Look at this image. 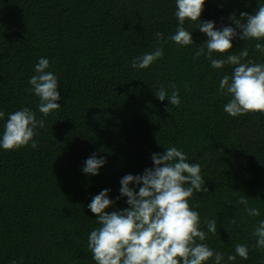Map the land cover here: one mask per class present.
Wrapping results in <instances>:
<instances>
[{
	"label": "trees",
	"instance_id": "16d2710c",
	"mask_svg": "<svg viewBox=\"0 0 264 264\" xmlns=\"http://www.w3.org/2000/svg\"><path fill=\"white\" fill-rule=\"evenodd\" d=\"M260 5L264 0H205L200 21L235 27L233 15L255 14ZM175 11L176 0H0V138L9 115L24 107L45 121L33 138L37 148H0V264H96L88 236L100 225L88 204L110 189L114 203L105 211L129 207L120 195L122 177L142 175L154 167L152 154L168 147L201 165L209 190L194 191L189 203L207 233L203 243L224 254L221 264H264L253 235L264 220V114L224 111L231 97L221 94L219 82L234 66L215 69L206 55L194 58L208 39L198 21L184 24L195 43L181 47L167 39L177 29ZM232 43L213 58L247 48L248 59L264 63L254 48L264 39ZM157 47L162 59L147 69L131 67ZM41 57L49 59L46 71L58 76L61 94V108L47 117L29 84ZM171 83L179 106L155 95L163 86L170 97ZM93 153L107 161L97 175L82 171ZM241 196L259 216L237 203ZM211 219L215 234L205 223ZM237 244L249 247V258L228 261Z\"/></svg>",
	"mask_w": 264,
	"mask_h": 264
},
{
	"label": "clouds",
	"instance_id": "9594fccd",
	"mask_svg": "<svg viewBox=\"0 0 264 264\" xmlns=\"http://www.w3.org/2000/svg\"><path fill=\"white\" fill-rule=\"evenodd\" d=\"M204 5L205 0H176L174 15L178 25L175 34L167 39L181 47L195 43L184 24L186 20L198 21L197 28L208 39L195 52L194 58L206 55L211 67L215 69H222L225 65L234 66L231 75L225 74L219 82L221 94L231 97L224 111L232 117L250 112L264 114V63L248 59L247 48L239 54H229L225 59L213 58V53H228L237 37L242 40L264 39V5H260L255 14L241 12L240 19L233 15L231 19L235 27L221 28L215 27V21H200ZM156 36L161 43L166 42L162 33L157 32ZM254 48L264 54V43H255ZM163 55V48L157 47L153 52L135 58L131 67L147 69L162 59ZM49 67V59L41 57L35 65L37 74L29 79L31 91L40 101L38 110L45 117L61 108L57 102L61 99L57 90L59 79L52 71H46ZM170 87L173 89L170 97L163 86L155 91V95L160 101L167 98L171 105L179 106V88L175 83H171ZM166 111H169V107H166ZM4 115L0 111V118ZM38 127L44 128L45 121L38 120L32 109L24 107L11 113L0 138V148L17 150L29 144L33 149L37 148L38 142L33 138L37 135ZM151 158L154 167L146 168L142 175L126 174L120 181V195L127 197L129 207L119 211H105L114 203L108 196L110 189L99 192L88 204L100 225L88 236L92 259L96 264H205L210 259H214V264H221L224 254L203 243L207 233L200 227L199 212L193 210L189 203L194 191L209 190L201 175V165L189 163L187 154L177 147H168L164 153H153ZM106 162L105 157L93 153L86 159L82 171L97 175ZM130 184L139 186V190L136 191ZM237 203L245 205L249 216L260 215L258 208L248 207L246 197L241 196ZM205 223L208 232L215 234L217 221L211 219ZM253 235L257 237L255 247L264 248V220L258 222ZM237 255L247 260L249 247L237 244L235 254L228 255L227 260L235 261ZM11 264L17 262L12 261Z\"/></svg>",
	"mask_w": 264,
	"mask_h": 264
}]
</instances>
